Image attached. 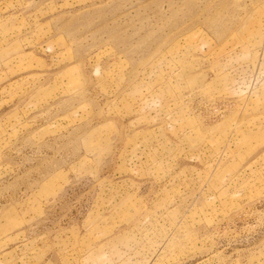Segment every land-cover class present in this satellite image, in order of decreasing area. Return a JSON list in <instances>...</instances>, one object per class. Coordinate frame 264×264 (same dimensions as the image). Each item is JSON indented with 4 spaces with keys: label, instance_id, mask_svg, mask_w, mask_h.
<instances>
[{
    "label": "rangeland",
    "instance_id": "374dc122",
    "mask_svg": "<svg viewBox=\"0 0 264 264\" xmlns=\"http://www.w3.org/2000/svg\"><path fill=\"white\" fill-rule=\"evenodd\" d=\"M0 264H264V0H0Z\"/></svg>",
    "mask_w": 264,
    "mask_h": 264
}]
</instances>
